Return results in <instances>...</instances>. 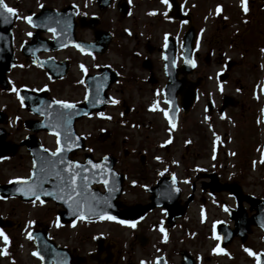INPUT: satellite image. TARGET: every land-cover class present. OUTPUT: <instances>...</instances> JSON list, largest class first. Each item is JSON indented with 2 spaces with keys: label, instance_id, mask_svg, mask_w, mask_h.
I'll return each mask as SVG.
<instances>
[{
  "label": "flooded vegetation",
  "instance_id": "af4514ba",
  "mask_svg": "<svg viewBox=\"0 0 264 264\" xmlns=\"http://www.w3.org/2000/svg\"><path fill=\"white\" fill-rule=\"evenodd\" d=\"M177 1L178 10L171 9L162 0H5L9 7L17 9V15L21 18L10 16L5 22L0 17V43L10 44L16 62L8 74V80L11 93L18 96V99L19 91L27 89L39 94V97L44 95L46 100H63L81 106L86 101L85 97L88 99L94 93L92 101L101 111L95 110L91 115L76 120L75 128L83 136L85 147L83 150H75L73 147L67 155L68 159L81 163L90 156L96 160L111 157L116 177L122 180L121 193L116 199L120 210L150 203V190L161 180L175 174L169 162L171 144L165 146L161 156L157 153L158 149L162 148L161 144L154 146L158 143V138L152 140L153 147L150 145L148 148L141 141L149 139L150 135L137 134V140L141 141L136 145V150L130 151L125 148L127 140L116 135L113 126L129 125L151 131L156 123L163 122L164 126L173 128L171 121L175 119L177 126L185 120L188 121L201 99L204 103L203 109L209 117L225 116L232 109L241 112L247 109L241 94H253L255 90L264 91V72L257 81L252 80L254 84L249 86L245 83L246 78L252 77L254 68L258 67V58L264 55V2L247 0V13L243 12L241 3L237 8L216 3L212 16L208 19L213 25L209 32L201 25L206 17L205 7L199 4L190 6L188 0ZM27 16L32 17L35 27L23 19ZM52 27L55 32L49 30ZM190 31H194L195 67L191 75L179 73L177 80L182 84V88L185 87V91L197 84V93L188 111L181 106L183 97L179 94L176 100L177 113L174 116L168 102L173 94L170 89V94L167 91L168 84L172 83L168 73L173 64L167 66L164 60L165 44L169 38L175 42V68H189L184 65L182 44ZM28 32H31L32 36H28ZM53 41L64 47L45 50ZM75 42L89 49L82 51L76 47ZM7 57V52L1 55L3 59ZM39 60L46 62L49 71L35 63ZM81 65L87 71H83ZM17 70L24 73L22 83L14 77ZM29 71L35 72L31 81L27 77ZM210 82L214 83V88L206 94L203 88ZM221 86L223 91L220 90ZM214 96H219V100L216 101ZM227 97H231L236 106L227 107L221 112L223 103L228 105L231 102ZM113 100L118 103H113ZM208 103H212L211 109L208 108ZM24 110L27 117L20 119V133H23V136L14 140L8 131L6 140L9 143H20L28 138L29 146L37 143L49 152H54L57 147L56 135L30 130L29 128L38 125L42 118L27 108ZM167 112L169 117L165 114ZM93 120L95 124L100 125L102 122L105 126H111L110 130H104L99 137L101 144L105 146V151L100 154L89 151L88 137L81 132L83 124ZM10 123L9 120L7 124ZM191 127L194 130L199 128L195 123ZM191 147H186L187 156L193 152ZM13 157L22 160L25 173L13 180L29 178L33 159L28 146L20 147ZM14 158L8 160L12 161ZM207 173L212 172H198L196 182L192 183V204L196 201L197 186L202 188L208 183L204 180ZM178 182L180 184L179 179ZM96 188L103 191L102 186ZM133 191L136 193L130 198ZM165 194L168 195V192ZM187 198H184L181 192V205L185 206ZM15 200L25 206L50 205L55 208L56 218L57 213L61 211V207L54 202L41 204L39 201L24 203L19 199ZM158 211L163 213L162 209H156L135 223L136 227L133 229H139L135 236L142 249L152 242L148 235L150 225L146 220ZM251 215L249 213V216ZM79 222L89 228L95 224H104L105 219ZM255 231V228L251 230L249 238ZM86 235L81 236L79 246L68 247L71 264H119L118 256L122 254V250H116L111 245L105 237V231ZM252 251L257 254L264 253V250ZM159 252L155 254L156 250H151L143 256L139 255V264L142 261L145 264H157L161 256H165L167 264H172L171 250ZM231 261H236V264L241 261L255 264L256 257L250 256L245 250H233Z\"/></svg>",
  "mask_w": 264,
  "mask_h": 264
},
{
  "label": "rangeland",
  "instance_id": "374dc122",
  "mask_svg": "<svg viewBox=\"0 0 264 264\" xmlns=\"http://www.w3.org/2000/svg\"><path fill=\"white\" fill-rule=\"evenodd\" d=\"M188 2L190 6L199 4L205 7L206 17L201 25L211 32L213 25L208 19L212 16L214 5L221 3L237 8L240 0H188ZM229 24L231 25V23ZM257 62L258 67L251 72L254 76H249L245 80L249 86L254 84L252 80L257 81L264 72V55L259 57ZM28 74L27 77L31 81L35 72L29 71ZM23 76L22 70H17L14 75L19 83L24 82ZM212 88H214V83L210 82L203 90L208 94L210 90H213ZM240 97L247 105V109L242 112L232 109L225 116L208 117L203 109L204 103L201 99L193 116L175 128L164 126L163 122L156 123L151 131L144 127L138 129L129 125L113 126L112 128L115 129L113 131L116 135L127 140L125 148L130 151L136 150V145L141 141L137 140V134L150 135L149 139L141 141L148 148L150 145L153 147L152 140L158 138V143L154 146L161 144L162 148L157 152L161 156L165 146L171 144L170 168L180 180L184 198L192 193V183L198 177V172L210 171L219 174L223 181L239 183L246 193L264 198V164L262 162L264 154V91L255 90L253 94L244 93ZM213 98L216 101L219 100V96ZM0 110L8 113L11 123L6 124V128L12 138L20 139L23 136V133H20L22 130L20 119L26 118L27 112L19 103L16 95L1 90V88ZM192 121H195L194 123L199 128L192 129L191 125L194 124ZM94 122L95 120L83 124L81 132L88 137L90 149L100 154L105 151V146L101 144L99 137L104 130H110L111 126H105L102 122L100 125ZM187 145H191V151H193L188 156L186 154ZM120 157H122V152ZM23 167L22 160L20 161L18 158H14L12 161L0 160V183L9 182L25 175ZM200 188L201 186L198 185L196 201L190 204L187 213L175 227L168 225L165 215L160 211L147 218L146 222L150 225V227L148 226V235L152 238V242L145 249L141 248L138 238L135 236L139 229L125 227L119 222L105 221L104 224H95L88 226L89 228L85 227L86 224L82 225L81 223L62 226L56 220L55 208L50 205L25 206L15 199H0V216L16 223L6 231L3 230L9 238L7 245H5L3 237H0V252L7 253V255H0V264H40L37 256L32 255L33 252H36V246L33 240L28 238L30 231L40 226H49L51 236L60 245L67 247L79 246L81 236L105 231V237L109 239L111 245L116 250H122V254L118 256L119 264H139V255L143 256L144 253L151 250H156L155 254H159L160 250H171L172 264H180V251L182 250L194 254L199 264H236V261H231L233 250H245L246 248L264 250V234L256 230L249 238L247 246L242 247L240 242L235 240L225 249L230 251L220 252L217 248L219 240L214 238V235L217 234L213 225L219 220L228 221L222 204L226 202L231 205L233 201L223 193L211 198L207 192H202ZM135 193L136 191L131 192L130 198ZM202 199L205 201L203 202ZM29 221L34 223H29ZM19 224L22 226L20 227ZM154 225L156 226L153 228ZM161 228L164 229L163 232ZM213 249L217 250L213 251ZM140 250L146 251L141 252ZM237 263L246 264L244 261Z\"/></svg>",
  "mask_w": 264,
  "mask_h": 264
},
{
  "label": "water",
  "instance_id": "95a60500",
  "mask_svg": "<svg viewBox=\"0 0 264 264\" xmlns=\"http://www.w3.org/2000/svg\"><path fill=\"white\" fill-rule=\"evenodd\" d=\"M170 6L174 10H178V3L177 0H169ZM264 1V0H261ZM51 29H55L52 27ZM77 47L79 45V49L86 51L89 49L87 46L77 43ZM57 42H53L50 49L59 48ZM49 48V47H48ZM173 49V50H172ZM184 58H185V67L188 65L189 68L176 70L174 69L175 63V46L171 42L168 44L165 57H167L166 61L169 65H172L173 68L170 67L169 69V77L173 81L170 84L168 91L173 94V99L171 100L172 109L171 112L175 116L177 113V104H176V97L178 93L184 95L183 99V107L188 110L190 109L191 105L193 104V100L195 99V90L194 86H191V90L185 91V87L182 88V84H180L177 80V76L179 73H184L185 75L192 72V64L188 63L187 61H192L193 56V49H194V31H190L184 40ZM7 52V59L1 58V55ZM6 56V54H5ZM15 59L13 57L11 46L10 44L4 45L0 43V84L4 86V89L8 88L7 82V73L15 66ZM36 64H39L43 68H47L49 71V67L45 61H35ZM184 67V68H185ZM187 95V96H186ZM23 98V104L29 106L26 102V99H42L39 102L43 105L36 110L40 116L44 117L42 123H40L38 129H45L48 132L55 133L60 132V140L61 146L64 148L62 153H59L56 157H53L50 152L44 150L39 144L35 143L34 146H29L28 141L22 143V145H27L31 154L33 163H35L36 167L32 169V173H36L35 176H32L30 179L26 180H17L12 184L8 185H0V197L1 198H9V197H19L23 201L32 202L35 201V196L25 195V191L30 184H38L39 187L37 189V194L40 195V199L44 201H54L57 205L63 206V210L59 213L58 220L61 224L72 223L77 220L78 213L72 212L69 207L68 203H65L64 200L57 199V195H63V193L59 192L58 186L62 184L61 180H59L55 173L57 171L61 172V175L67 178L68 173L64 171V169L68 168V162L71 161L68 159V151L74 147L75 150L82 149L84 146L83 139L76 134L75 131V121L85 115H89L93 110L97 109V105L92 101L94 99V93L91 95L90 98L87 99L84 105L82 106H75L74 109H63L61 106L53 104L51 100H46L44 95L39 97V94H30L28 92H23L21 95ZM234 105V104H233ZM68 113L70 115V120L67 124L63 122L60 123L59 127H55L57 123V113ZM5 121V116L2 112H0V123ZM176 120L174 119L172 123H175ZM6 132L3 128H0V158H4L7 156L9 151L15 153L17 146H9L8 143L5 142ZM77 144V146H75ZM36 147V148H35ZM107 159L102 158L100 160H94L93 157H87L84 163H77L73 162V165L79 164L83 165L87 171L78 170L79 175L77 176V184L80 186L78 191L81 192L82 195V202L84 198H87V201L92 203L96 207L97 213L107 212L110 215L116 216L118 220H126V221H136L143 217L146 213L152 211L157 207H163L167 212V216L171 225L175 224V221L178 217H182L185 214V209L179 205L178 199L180 197V190L175 179V183H173V179L166 180L169 184L166 186V181L162 180L157 187L150 190L154 196L152 197V203L145 205V206H136V207H128L124 210L119 209V205L117 204V197L121 193L122 189V180H119L116 177V173L114 171V161L106 157ZM63 160L64 163H59L60 160ZM92 161L93 164L101 165V169H93L92 166L88 163ZM50 162H55V167L51 166ZM44 164H48L49 166L45 168L42 172L41 167ZM103 173V175L101 174ZM87 176V182L84 181L83 177ZM212 179V183L208 185L211 191L214 192H221V191H229L232 196H234L237 200V207L238 211H230L231 220L236 222L235 230H229L227 225L220 226L219 230L222 235V247H226L227 244L231 243L234 236L239 235L241 233L245 234V231L251 225H255L262 229L264 232V202L262 200H258L253 196H244L239 187L236 184H221L217 175H209ZM107 178L109 180V184L106 186L103 183V180ZM118 180V181H116ZM102 184L105 188V192H101L98 189L93 188L94 185ZM109 189H113L109 191ZM178 189V190H177ZM44 192H52V196L44 195ZM168 192V196L170 200H167L166 197L163 198L161 194H165ZM159 195V196H158ZM163 198V199H160ZM107 199V204L103 203V201ZM192 200V197H191ZM97 201L100 203L97 204ZM246 201L252 206V210L254 207H257V213L250 219H244V209H243V202ZM71 203V201H69ZM88 216L85 220H96L99 219L97 215H92L90 213H86ZM246 218V217H245ZM12 223L8 221H4L0 217V228L10 227ZM32 239L35 242L37 247V252L39 256H43L44 259L42 260L43 264H60L62 259L67 261L69 264V252L67 249L58 246L53 239L49 238V231L47 228L42 229H35L31 232ZM184 255L183 264H194L193 259L186 254ZM38 256V257H39ZM163 260V259H162ZM160 261L159 264H164V261ZM261 264H264V255L260 256Z\"/></svg>",
  "mask_w": 264,
  "mask_h": 264
},
{
  "label": "snow or ice",
  "instance_id": "6c2138e0",
  "mask_svg": "<svg viewBox=\"0 0 264 264\" xmlns=\"http://www.w3.org/2000/svg\"><path fill=\"white\" fill-rule=\"evenodd\" d=\"M162 2L165 4V5H169V0H162ZM240 3H241V8L243 10L244 13H247L248 12V7H247V0H240ZM42 7V6H41ZM0 9H2V11H0V17L3 18V20L5 22H7L9 20V17L10 16H15L17 19H20L21 17H19L17 15V9L15 8H12V7H9L6 3H5V0H0ZM220 11V7L218 6L217 7V12ZM23 19H25L29 24H32V17L31 16H27V17H23ZM185 23H187V21H185ZM33 27H35L36 25L32 24ZM50 31H53L55 32V29H49ZM28 36H32V33L31 32H28L27 33ZM165 40H167V37H165ZM79 47V45H78ZM165 47H167V44H165ZM262 51H264V49H262ZM165 59H167V57H165ZM188 63H191L193 67H195V61H187ZM81 69L83 71H87L83 65H81ZM221 91H223V88L221 86ZM85 99H87V97H85ZM113 103H118V101H115L113 100L112 101ZM21 103H23V98H21ZM53 104H56V105H59L61 106L63 109H74L75 108V104L73 103H69L67 101H63V100H54L52 101ZM39 111V109H38ZM167 114V113H165ZM101 115H103L101 113ZM70 120V115L68 113H57V123L55 125V127H59L60 126V123L63 122L64 124H67L68 121ZM175 125H173L174 127ZM57 137L56 139V144H57V147H56V150L54 152L51 153V155L53 157H56L59 153H62L64 151V148L61 146V140H60V132H55L54 133ZM89 151H91V149H89ZM107 159V158H105ZM157 159H159V157H157ZM264 162V161H262ZM51 163V166L54 168L55 167V162H50ZM59 163H64V161L61 159L59 161ZM93 169H101V165H97V164H93L92 161H89L88 162ZM49 165L48 164H44L42 165L41 167V171L43 172L45 170V168H47ZM36 165L35 163L33 164V168H35ZM78 170H83V171H87V169H85L83 167V165H79V164H76V165H73V163L71 161L68 162V168L64 169L65 172L68 173V176L67 178H65L64 176L61 175V172L57 171L55 173L56 177L61 180L62 184L60 186H58V190L59 192L63 193V195H57V199H61V200H64L65 203H68V207L69 209L74 212V213H78L77 215V219H80V220H85L88 218V216L86 215V213H90L92 215H97L99 219H108V220H116L117 217L116 216H113V215H110L108 214L107 212H101V213H97L96 211V207L87 201V198H84L83 199V202H82V193L78 191L79 189V185L77 184V176L79 175V171ZM165 171H167V169H165ZM101 174L103 175V173L101 172ZM162 174V173H161ZM36 173H32V176H35ZM31 178V177H30ZM29 178V179H30ZM84 181L87 182L88 180V177L87 176H84L83 177ZM173 179V183H175V176L173 175L172 177ZM103 183L107 186L109 184V180L107 178H105L103 180ZM39 185L38 184H30L28 187H27V190L25 191V195H28L29 193L33 196H35V199L37 201H39L41 204L45 203L44 200H41L40 199V195L37 194V189H38ZM113 189H109V191H112ZM178 190V189H177ZM44 195H47V196H52L53 193L52 192H44L43 193ZM69 201H71V203H69ZM35 202V201H33ZM100 203V201H97V204ZM103 203L107 204V199H105L103 201ZM228 209L225 208V211H227ZM29 223H34L32 221H29ZM119 223L121 224H127L129 225L130 227L132 228H135L136 227V224L135 222H132V221H126V220H120ZM57 226H59V224H57ZM161 231L163 232L164 229L161 228ZM0 237H3V240H4V243L5 245H7L9 243V238L7 237V235L3 232L2 229H0ZM28 238L29 239H32V234L29 233L28 234ZM214 238L216 240H220L221 237L219 235H214ZM95 239V237H94ZM166 239V237H165ZM217 248L219 249V251L223 252L224 250L219 248V245H217ZM217 249H213V251H216ZM245 251L250 255V256H254L256 257V264H261V260H260V256L261 255H264V254H257V253H254L252 250L250 249H245ZM0 255H7L6 252H0ZM33 256H39V253L38 252H33L32 253ZM39 258L41 260L44 259L43 256H39ZM60 264H67V261L62 259L60 261ZM141 264H145V262H141Z\"/></svg>",
  "mask_w": 264,
  "mask_h": 264
}]
</instances>
